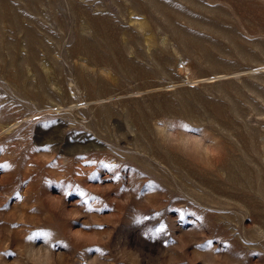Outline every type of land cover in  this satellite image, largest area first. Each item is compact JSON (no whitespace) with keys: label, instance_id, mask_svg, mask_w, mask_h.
I'll list each match as a JSON object with an SVG mask.
<instances>
[{"label":"rangeland","instance_id":"obj_1","mask_svg":"<svg viewBox=\"0 0 264 264\" xmlns=\"http://www.w3.org/2000/svg\"><path fill=\"white\" fill-rule=\"evenodd\" d=\"M0 264H264V0H0Z\"/></svg>","mask_w":264,"mask_h":264}]
</instances>
